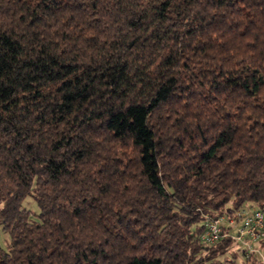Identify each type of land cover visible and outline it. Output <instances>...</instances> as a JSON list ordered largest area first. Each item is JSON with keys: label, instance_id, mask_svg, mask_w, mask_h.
I'll list each match as a JSON object with an SVG mask.
<instances>
[{"label": "trees", "instance_id": "trees-1", "mask_svg": "<svg viewBox=\"0 0 264 264\" xmlns=\"http://www.w3.org/2000/svg\"><path fill=\"white\" fill-rule=\"evenodd\" d=\"M240 207L264 210V0H0V264H264L199 239Z\"/></svg>", "mask_w": 264, "mask_h": 264}, {"label": "built area", "instance_id": "built-area-1", "mask_svg": "<svg viewBox=\"0 0 264 264\" xmlns=\"http://www.w3.org/2000/svg\"><path fill=\"white\" fill-rule=\"evenodd\" d=\"M199 239L206 245L229 239L245 250L246 257L257 254L264 258V210L240 207L217 216L205 215Z\"/></svg>", "mask_w": 264, "mask_h": 264}, {"label": "rangeland", "instance_id": "rangeland-1", "mask_svg": "<svg viewBox=\"0 0 264 264\" xmlns=\"http://www.w3.org/2000/svg\"><path fill=\"white\" fill-rule=\"evenodd\" d=\"M22 207L28 209L32 214H35L36 215V214L39 213V208H38L36 202L30 196H27L23 200ZM8 243H9V236H8V234L6 232H4L0 228V246L2 248H6L7 245H8ZM262 246H264V245H262ZM232 249L234 251H237L239 254L242 253L241 252V247H239V246L232 247ZM262 254H264V249H262ZM257 256L261 259L262 262H264V258H262L260 255H257ZM242 262H243V257L241 255H238V257H237V263L243 264ZM246 264H249V262L246 263Z\"/></svg>", "mask_w": 264, "mask_h": 264}]
</instances>
